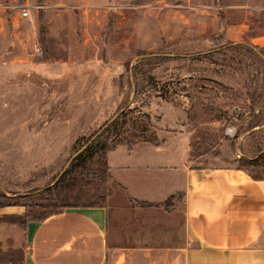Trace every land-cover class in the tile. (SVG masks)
Masks as SVG:
<instances>
[{
    "label": "rangeland",
    "instance_id": "obj_1",
    "mask_svg": "<svg viewBox=\"0 0 264 264\" xmlns=\"http://www.w3.org/2000/svg\"><path fill=\"white\" fill-rule=\"evenodd\" d=\"M120 109L109 145L183 134L191 166L264 176V0H0V264L27 218L105 206L100 154L47 188Z\"/></svg>",
    "mask_w": 264,
    "mask_h": 264
},
{
    "label": "crops",
    "instance_id": "obj_2",
    "mask_svg": "<svg viewBox=\"0 0 264 264\" xmlns=\"http://www.w3.org/2000/svg\"><path fill=\"white\" fill-rule=\"evenodd\" d=\"M189 148L158 130L116 142L105 206L29 221L23 264H264V176L191 166Z\"/></svg>",
    "mask_w": 264,
    "mask_h": 264
},
{
    "label": "trees",
    "instance_id": "obj_3",
    "mask_svg": "<svg viewBox=\"0 0 264 264\" xmlns=\"http://www.w3.org/2000/svg\"><path fill=\"white\" fill-rule=\"evenodd\" d=\"M122 112L123 111L121 110L113 119H111L109 122H106L103 128L101 129V131L97 135H95L89 142H87L86 145L72 157L68 167L59 175L56 181L52 185H50L49 188H47L48 190L55 188L57 185H59L70 172L78 168H83L86 162L95 154H100V156L102 157V169L101 170H102V173L106 175L107 167L104 162L105 153L115 144L114 143L112 145H109V142L113 141V138H114L113 136L116 135V132L119 130V128L121 127L123 123L122 121L123 119L121 118V116L123 115ZM113 131H115V133L111 134L112 138H110L109 134ZM248 174L252 178L260 177V176L252 175L250 173ZM85 206L86 207H94V206L103 207L104 205L101 203H98V204H87ZM29 221H31V219L27 218L25 225Z\"/></svg>",
    "mask_w": 264,
    "mask_h": 264
},
{
    "label": "water",
    "instance_id": "obj_4",
    "mask_svg": "<svg viewBox=\"0 0 264 264\" xmlns=\"http://www.w3.org/2000/svg\"><path fill=\"white\" fill-rule=\"evenodd\" d=\"M121 110H122V109H120L118 112H116L114 115H112V117H111L107 122H109L111 119H113V118H114V117H115V116H116ZM77 152H78V151H77ZM77 152H76V153H77ZM76 153H74V155H75ZM63 170H64V169H62L61 173L63 172ZM57 178H58V177H57ZM57 178H56V179H57ZM56 179L53 181V183L56 181ZM53 183H51V185H52ZM49 186H50V185H49Z\"/></svg>",
    "mask_w": 264,
    "mask_h": 264
},
{
    "label": "built area",
    "instance_id": "obj_5",
    "mask_svg": "<svg viewBox=\"0 0 264 264\" xmlns=\"http://www.w3.org/2000/svg\"><path fill=\"white\" fill-rule=\"evenodd\" d=\"M21 14H22V15H26V14H27V9H22V10H21Z\"/></svg>",
    "mask_w": 264,
    "mask_h": 264
}]
</instances>
